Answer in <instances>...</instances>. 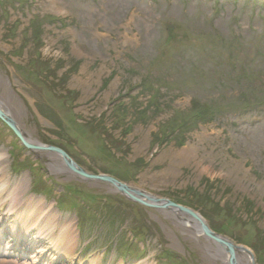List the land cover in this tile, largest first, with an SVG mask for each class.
Returning <instances> with one entry per match:
<instances>
[{
  "label": "rangeland",
  "instance_id": "rangeland-1",
  "mask_svg": "<svg viewBox=\"0 0 264 264\" xmlns=\"http://www.w3.org/2000/svg\"><path fill=\"white\" fill-rule=\"evenodd\" d=\"M0 101L28 143L146 193L54 172L0 120L12 188L76 224L71 264H264V0H0Z\"/></svg>",
  "mask_w": 264,
  "mask_h": 264
},
{
  "label": "bare ground",
  "instance_id": "bare-ground-1",
  "mask_svg": "<svg viewBox=\"0 0 264 264\" xmlns=\"http://www.w3.org/2000/svg\"><path fill=\"white\" fill-rule=\"evenodd\" d=\"M0 106L14 120L11 112L1 101ZM15 123L20 131L25 134L19 124ZM27 137L33 146H38V143L30 136ZM42 150L45 151V149ZM49 152L54 153L55 155H51L57 160V164L52 166L54 172L69 169V171L79 175L66 164L58 152ZM5 160V154L0 152V245L4 243L7 246L6 252L2 253L0 250V253L6 260L15 259L16 264H19V261L17 262L19 257L29 256L32 249L39 246L38 251L31 255V260L25 264L73 263L76 259L78 240L74 220L60 221L56 215L57 210L52 204H47L41 199L25 198V185L23 183L13 189L10 180L6 177ZM129 188L132 189L131 191L146 195L138 189ZM27 238L30 240L29 243L26 241ZM89 264H100V262L96 257H93Z\"/></svg>",
  "mask_w": 264,
  "mask_h": 264
},
{
  "label": "water",
  "instance_id": "water-1",
  "mask_svg": "<svg viewBox=\"0 0 264 264\" xmlns=\"http://www.w3.org/2000/svg\"><path fill=\"white\" fill-rule=\"evenodd\" d=\"M0 120H2L12 131L15 132V134L17 135V137L20 139L21 143L26 147L28 148L29 150H42V149H45V150H49V151H56L58 152L59 154L62 155V157L64 158L66 164L73 170L75 171L76 173L80 174L81 176H84L86 178H89V179H93V180H99V181H104V182H107V183H110L112 184L113 186H115L117 188V190L119 192H121L122 194H124L126 197L128 196L130 200H133V201H137L139 203H143L138 197H143L145 198V195L144 194H140L136 191H131L132 189L129 188L128 186H126L125 184L113 179V178H110V177H102V176H90V175H87L83 172V170H81L75 163L74 161L68 156L66 155L64 152L60 151V150H55L54 148H49V149H46V148H42V147H38V146H33L32 144L28 143L25 139H24V134L20 131V129L18 128V126L16 125V123L14 122L13 119L10 118L9 115H7L1 108L0 106ZM136 195V196H135ZM138 196V197H137ZM152 202H160V201H155V200H152ZM144 204L146 205V203L144 202ZM172 206H174L173 204H171ZM203 227H204V230L206 232V234H208V236H213L212 232L207 228L205 227L204 224H202ZM231 252H232V255L235 256L234 254V249H231Z\"/></svg>",
  "mask_w": 264,
  "mask_h": 264
}]
</instances>
